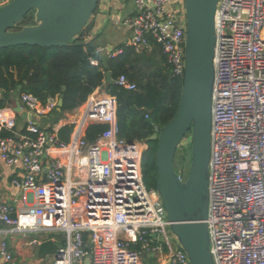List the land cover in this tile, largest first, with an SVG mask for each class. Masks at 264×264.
<instances>
[{"label": "built area", "instance_id": "2783aa9c", "mask_svg": "<svg viewBox=\"0 0 264 264\" xmlns=\"http://www.w3.org/2000/svg\"><path fill=\"white\" fill-rule=\"evenodd\" d=\"M9 1L0 0V7ZM128 1L131 8L121 23L132 32L127 45L150 52L152 36L174 75L183 77L185 0ZM215 26L206 220L211 253L215 264H264V0H219ZM122 52L113 48L107 54ZM115 82L137 88L125 75ZM20 102L32 115L24 119L23 129L14 105L0 109V158L8 166H23L11 183L23 191L26 204L29 194L37 203L18 210L0 201V222L24 233L64 232L53 264H85L87 258L91 264H145L146 255L153 264H190L177 237L169 236L157 189L145 185L147 143L118 136L116 97L91 94L69 141L59 137L58 129H44L35 121L59 106L58 97L43 105L23 93ZM92 123L109 125L94 141L86 137ZM3 130L12 135L3 136ZM0 254L3 264H14L5 243Z\"/></svg>", "mask_w": 264, "mask_h": 264}, {"label": "water", "instance_id": "95a60500", "mask_svg": "<svg viewBox=\"0 0 264 264\" xmlns=\"http://www.w3.org/2000/svg\"><path fill=\"white\" fill-rule=\"evenodd\" d=\"M219 0H185L186 54L182 96L176 115L148 138L158 142L157 192L166 209L172 233L190 264H215L207 225L211 159L212 94L215 81L216 26ZM100 0H11L0 7V49L17 45L65 46L90 24ZM35 11L34 25L17 29ZM84 40L81 44H87ZM108 83L115 80L106 73ZM59 107L63 106L59 98ZM22 117L20 101L14 102ZM190 138L192 161L183 180L175 170L176 149ZM59 245L45 239L39 255H60ZM85 264H91L90 259Z\"/></svg>", "mask_w": 264, "mask_h": 264}, {"label": "trees", "instance_id": "16d2710c", "mask_svg": "<svg viewBox=\"0 0 264 264\" xmlns=\"http://www.w3.org/2000/svg\"><path fill=\"white\" fill-rule=\"evenodd\" d=\"M34 24L35 11H32L17 29ZM90 28L91 23L78 38L65 46L17 45L1 48L0 109L13 106L15 101H20L23 93H28L37 97L43 105L52 98H62L63 106L59 110L63 113L82 106L95 90L103 88L107 94L116 97L118 136L128 141L144 140L147 143L142 156L143 178L147 188L157 189L158 142L148 138L154 133L156 125L163 127L176 115L182 96L183 77L174 75L160 44L152 36L149 37L152 45L150 52L138 53L125 44L118 47L123 50L121 54L103 58L97 51L95 39L81 44L89 37ZM92 60L97 63H92ZM107 72L114 80L121 75L127 76L137 88L128 90L116 82L108 83ZM73 127V124L61 127L59 137L69 141ZM108 127L107 124H90L86 130L87 139L97 140ZM2 135L10 136L12 133L3 130Z\"/></svg>", "mask_w": 264, "mask_h": 264}, {"label": "crops", "instance_id": "0c3cea01", "mask_svg": "<svg viewBox=\"0 0 264 264\" xmlns=\"http://www.w3.org/2000/svg\"><path fill=\"white\" fill-rule=\"evenodd\" d=\"M111 0H100L97 11L92 17L91 28L89 37L86 40L97 39V51L103 58L108 57V49L118 48L113 47L109 43V39H103V34L107 35L110 29L108 28L112 15V9L110 7ZM131 5L125 6V13L129 12ZM114 16V15H113ZM116 16H114L115 18ZM122 25V24H120ZM102 37V38H101ZM101 38V39H100ZM118 43V42H117ZM115 45V44H114ZM97 93H106L103 88L95 90ZM86 103L82 106L73 109L66 110L60 113L59 106L54 110L49 111L47 114L41 115L42 119L35 121L43 128H55L60 130L61 127L74 124L77 120H80L86 110ZM22 113H27L25 107L22 109ZM21 116V114H20ZM22 117V116H21ZM38 117V116H37ZM25 118L19 119V128L23 129L25 124ZM24 168L21 164L16 166H8L0 158V201H5L15 208L24 209L28 206H33L37 203V198L32 194H29V202L26 204L23 201V191L11 183L13 177L23 172ZM43 180H46L43 178ZM45 239H52L59 246L64 243L65 234L62 231L55 230H31L26 233L15 230L13 227L0 222V247L5 243L14 257V264H53L55 262V255H47L41 257L39 255V245ZM0 264H3V258L0 254Z\"/></svg>", "mask_w": 264, "mask_h": 264}, {"label": "rangeland", "instance_id": "374dc122", "mask_svg": "<svg viewBox=\"0 0 264 264\" xmlns=\"http://www.w3.org/2000/svg\"><path fill=\"white\" fill-rule=\"evenodd\" d=\"M110 7L112 9V17L111 21L109 23L108 28L110 31L107 35L103 34V39H109V43L112 44L113 47H119L120 45L127 44L129 38L132 35V32L130 29H128L125 25H120L125 17V6L131 5V1L128 0H111L110 1ZM175 8H179V6L175 5ZM116 16L114 18V16ZM107 36V37H106ZM102 38V37H101ZM100 38V39H101ZM97 39H95V43L97 44ZM118 42V43H117ZM115 44V45H114ZM35 116V115H34ZM37 120H41V116L35 117ZM49 126H44V129H48ZM186 142H189V138H186L183 142V146L179 145L176 149L175 154V161H174V167L175 170L182 175L183 180H186L189 174V169L191 166L192 161V155H191V145L187 146ZM190 143V142H189ZM147 148V147H146ZM169 236L171 237V240H173L174 236L172 231L169 229ZM146 264H153V262L149 261L148 255H146Z\"/></svg>", "mask_w": 264, "mask_h": 264}]
</instances>
